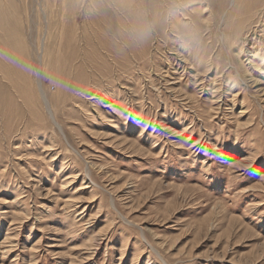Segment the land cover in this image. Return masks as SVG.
Listing matches in <instances>:
<instances>
[{
    "label": "rangeland",
    "instance_id": "obj_1",
    "mask_svg": "<svg viewBox=\"0 0 264 264\" xmlns=\"http://www.w3.org/2000/svg\"><path fill=\"white\" fill-rule=\"evenodd\" d=\"M0 264H264V0H0Z\"/></svg>",
    "mask_w": 264,
    "mask_h": 264
}]
</instances>
